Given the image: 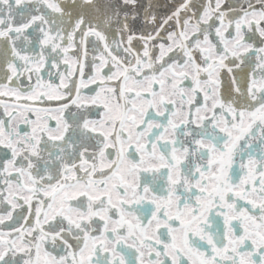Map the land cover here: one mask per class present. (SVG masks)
Wrapping results in <instances>:
<instances>
[{"label": "snow or ice", "instance_id": "snow-or-ice-1", "mask_svg": "<svg viewBox=\"0 0 264 264\" xmlns=\"http://www.w3.org/2000/svg\"><path fill=\"white\" fill-rule=\"evenodd\" d=\"M0 264H264V0H0Z\"/></svg>", "mask_w": 264, "mask_h": 264}, {"label": "flooded vegetation", "instance_id": "flooded-vegetation-1", "mask_svg": "<svg viewBox=\"0 0 264 264\" xmlns=\"http://www.w3.org/2000/svg\"><path fill=\"white\" fill-rule=\"evenodd\" d=\"M158 2L167 7L168 4L175 2V0H158ZM196 3L200 4L203 3V0H195ZM228 3H236V0H228Z\"/></svg>", "mask_w": 264, "mask_h": 264}]
</instances>
